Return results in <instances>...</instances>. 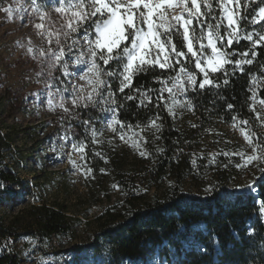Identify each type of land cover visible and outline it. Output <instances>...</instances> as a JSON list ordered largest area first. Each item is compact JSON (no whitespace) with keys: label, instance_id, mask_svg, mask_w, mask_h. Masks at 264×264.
<instances>
[{"label":"trees","instance_id":"1","mask_svg":"<svg viewBox=\"0 0 264 264\" xmlns=\"http://www.w3.org/2000/svg\"><path fill=\"white\" fill-rule=\"evenodd\" d=\"M212 2L215 8V0ZM258 7L256 3L249 9L243 7V23ZM213 14L219 16V10ZM258 27L251 26L252 29ZM175 41L180 49L182 41ZM250 48V43L240 41L229 51L238 55L248 52L252 59ZM255 51L258 55L251 65L243 66V71L229 66L227 77L223 71L211 74L210 78L220 84L219 88L209 86L189 90L187 98L191 99L193 110L177 107L174 115L169 114L167 92L157 107L155 90L161 87L160 80L175 75V72L150 67L136 74L131 87L125 88L123 93L118 90V77H103L111 84L116 104L98 103L96 107L89 105L73 111L76 141L83 140L87 144L81 165L85 171L92 169L87 175L85 206L104 205L94 219L96 232L88 246L87 252L91 256L88 262L264 264V172L261 171L264 163L253 161L246 167H237L244 163V158L232 155L240 152L245 157L252 155L248 142L238 138L240 128L250 129L256 134L254 143L264 146V106L258 102L264 99V45ZM184 64L189 71L198 74L199 83L202 75L191 60ZM101 67L106 71L121 70L116 61L101 64ZM224 79H228L227 85L223 84ZM108 91L105 87L102 94L107 96ZM141 92H146L151 102L145 99L141 105ZM253 92L257 99L255 111L250 110ZM127 96L135 99L129 100ZM229 104L233 105L231 109L227 107ZM109 108L116 110L126 126H134L136 135L128 132L127 142L120 139L118 126L117 132L108 127L113 115L107 110ZM157 116L156 123L162 126L159 132L149 126L150 120ZM234 117L237 121L247 120L248 124L234 127ZM89 119L91 125H83L82 121ZM137 124L138 128L135 127ZM90 127L97 131L99 143L92 142ZM38 128L43 129V126L23 131L31 138ZM124 131H128L127 127ZM134 140L139 141V147H133ZM161 148L163 152L158 151ZM140 151L147 155L141 156ZM97 152L99 156L95 155ZM28 155L23 148L13 150L11 134L0 132V182L21 188L20 198L25 191L31 196L42 195L47 185H53L48 174L42 175L44 183H35V186L21 180L15 166L25 163ZM79 155L82 154L79 152ZM9 157L14 160L13 166L7 164ZM40 167L45 169L44 162ZM39 179L40 176L34 177L36 181ZM115 188L120 189L121 194L113 201ZM209 188L211 191H207ZM5 196L4 203L12 206L9 193ZM67 209L62 204L33 205L27 212L26 235L45 244H50L53 237L74 241L77 220L67 216ZM18 220L14 218L7 223L0 218L1 240L16 236ZM71 252L76 259L83 254V247L74 245ZM0 264H19V260L13 254L4 253L0 256Z\"/></svg>","mask_w":264,"mask_h":264},{"label":"snow or ice","instance_id":"2","mask_svg":"<svg viewBox=\"0 0 264 264\" xmlns=\"http://www.w3.org/2000/svg\"><path fill=\"white\" fill-rule=\"evenodd\" d=\"M31 2L30 11L34 18L39 20V23L34 24V27L39 30L41 36L46 38L48 47L34 49L29 41L26 50L33 55L34 59L45 65L47 76L52 78L53 70L57 67L63 69L65 75H69L67 71L69 60L66 57H71L74 48L78 49L74 62L77 65H87V72L79 79L86 80L91 85V91L85 93L84 85H73L70 100L64 96V93L70 91L67 86L57 87L55 92L49 91V108L52 110L59 108L68 117H74L73 109L76 108H88L89 105L96 107L98 103L101 105L116 104L115 93L110 90L111 84L103 78L104 76L118 77V90L123 93L125 88L131 87L136 74L147 71L150 67L173 69L175 72V75L160 80L161 87L155 90L158 102L156 106L159 107V101L165 99L164 93L167 92L166 107L169 114L174 115V109L177 107L193 110L194 106L191 99L187 98V92L195 91L197 87L199 89H204L206 86L220 87V84L210 78V73L223 71L227 77L228 72L225 65L233 64L230 57L236 55L234 52H228L227 47L231 46L234 40L239 42L240 39H245L251 42L249 51L252 52V59H247L248 52H243L239 53L242 59L235 61V67L240 71H243L242 65L253 63L258 55L255 49L264 45V25L260 32L240 34L239 21L244 19L240 14V0H215V8L212 0H57L55 12L63 18V23L59 26L52 20L50 13L42 3L38 0H31ZM253 2L257 3L259 7L258 10H255L251 23L260 24L264 21V0H246L244 7L247 8ZM175 8H180V14L170 11ZM217 10H219V16L213 14ZM3 11L11 15L13 9L7 7ZM221 28H224V34L221 33ZM81 29H84L85 32L82 39L86 47L81 45L80 39L72 36V34L80 32ZM175 36H178L182 41L180 49L174 42ZM253 36L258 38L253 39ZM69 40H71L70 43H68ZM206 49L210 51H206ZM182 59L184 61L190 59L194 63L195 69H198L199 74H202L203 78L199 83L198 74L189 71L182 63ZM110 61H116L121 70L106 71L99 63L108 65ZM177 65H179L178 69ZM41 74L37 73L38 76ZM228 82V79L223 80L225 85ZM255 83L256 80L253 78V84ZM45 86L49 89L52 88L51 83L46 82ZM105 87L109 88L107 96L102 94V89ZM140 95L139 103L141 105H144L145 99L151 102V97L146 92H141ZM181 96L185 99H179ZM126 98L135 99L134 96ZM251 99L253 105L250 110L255 111L257 103L255 92ZM69 102L72 105L71 109L67 107ZM258 102L264 106V99ZM227 107L231 109L233 105L229 104ZM102 110L104 109L102 108ZM107 110L113 113L108 127L113 132H117L118 126L120 129L118 134L122 141L127 142L125 137L128 132H131L133 136L136 135L133 130L134 126L131 124L126 126L118 118L115 109ZM256 116L257 119L260 118L259 113ZM157 119H159L158 116L156 119L150 120L149 126L159 132L162 126L156 123ZM82 123L85 126H90L91 120H84ZM241 124L247 125L248 121H237L235 117L233 118L234 127ZM126 127L127 132L124 131ZM135 127L138 128L139 125L137 124ZM88 130L91 131L92 142L99 143L100 141L96 139L97 131L91 127ZM240 131L252 148V155L245 157L243 152L233 153L232 155H240L244 158V163L238 164L237 167H246L253 161L264 163V146L253 141L256 134L250 129L240 128ZM63 138L71 139L67 134ZM86 147L87 144L83 140L71 144L74 152L82 154L81 159L84 158ZM133 147H139V141L134 140ZM158 151L163 152V149H158ZM95 155L99 156L100 153L97 152ZM140 155L146 156L147 153L140 151ZM224 155L229 154L224 153ZM68 159L72 167L84 172L85 176L92 172L91 168H87L86 171L81 168L72 159L71 154ZM214 159L215 157H213V161ZM261 171L264 172V168ZM0 187H4L2 182H0ZM248 187L251 188L252 185ZM207 191H211V188Z\"/></svg>","mask_w":264,"mask_h":264},{"label":"rangeland","instance_id":"3","mask_svg":"<svg viewBox=\"0 0 264 264\" xmlns=\"http://www.w3.org/2000/svg\"><path fill=\"white\" fill-rule=\"evenodd\" d=\"M38 2L45 6L57 26L63 23V18L55 12L57 0H38ZM240 2V14L244 17L243 4L246 0H240ZM251 4L247 7L248 9ZM7 7L13 9L11 15L3 11ZM31 7V0H0V132L11 134L13 150L23 148L29 154L25 163L15 166V172L19 174L21 180L29 181L30 185L35 186V183L38 185L44 183L45 179L42 175L48 174L52 177L53 185H47L42 195L39 193L31 196L25 191L21 198L18 194L22 190L21 188L4 184V187H0V206H2L0 218L7 223L14 221V218H19L17 221L18 230L14 231L16 236L0 239V256L4 253L13 254L19 260V264H93V260L87 261L91 257L87 251L96 232L94 219L100 214L104 205L85 206L87 176L84 172L73 168L68 159L71 154L72 159L82 168L79 152H74L71 148V144L76 141L72 125L73 117L66 116L59 108L52 110L48 106L49 91L55 92L57 87H69L70 91L64 93V96L69 100L73 85H84L85 93L91 91V85L86 80L79 79L87 72V65H77L74 62L78 51L74 48L71 57H66L69 60L67 69L69 75H65L64 70L57 67L53 70L52 78L47 76L45 65L34 59L33 55L26 50L29 41L34 49L48 47L46 38L41 36L39 30L34 27L35 23H39V20L34 18L30 11ZM170 11L180 14L181 10L175 8ZM253 16L254 14L251 15V18L248 17L244 23L243 19L239 21L241 35L262 31L264 21L260 24H252ZM251 26L259 27L252 29ZM224 31V28H221L222 34ZM84 35V29L72 34L74 38L80 39L81 45H84L82 39ZM257 38L253 36V39ZM176 39L181 40L175 36V43ZM240 41L251 44L245 39H240ZM70 42L71 40L68 41V43ZM235 42L234 40L232 45L227 47L228 52ZM84 46L86 47V45ZM206 51L210 50L206 49ZM246 58L250 59V53ZM230 59L233 64L225 65L226 69L229 66L236 68L235 61L242 57L236 53ZM184 62L186 61L182 59V63ZM99 63L103 65L102 62ZM191 63L193 62L191 61ZM187 64L189 66V63ZM187 64H184L185 67ZM196 70L199 72L198 69ZM37 73L42 74L38 76ZM211 74L215 73H210V76ZM46 82L52 84L51 89L45 86ZM67 107L72 108L70 102ZM39 126H43V129L38 128L31 138L26 136L23 131L26 128ZM66 134L71 139L65 140L63 137ZM237 135L242 142L247 143L241 132H237ZM48 136H51L50 140L47 139ZM42 162L46 166L44 170L40 167ZM7 164L13 166L12 157L7 159ZM36 175L40 176L37 181L34 180ZM6 193H9L8 199L12 202V206L4 203ZM120 194V189L115 188L112 194L113 201L119 199ZM42 203L62 204L68 208L67 216L77 220L74 241L68 238H53L50 244H45L26 235L27 230L24 226L25 223H28L27 212L33 205ZM74 245L83 247V254L76 259L71 252Z\"/></svg>","mask_w":264,"mask_h":264},{"label":"bare ground","instance_id":"4","mask_svg":"<svg viewBox=\"0 0 264 264\" xmlns=\"http://www.w3.org/2000/svg\"><path fill=\"white\" fill-rule=\"evenodd\" d=\"M54 238V237H53ZM25 246V245H24ZM23 256V255H22Z\"/></svg>","mask_w":264,"mask_h":264}]
</instances>
